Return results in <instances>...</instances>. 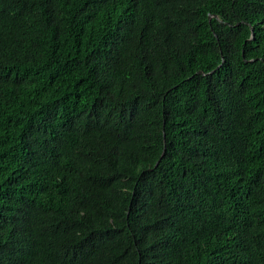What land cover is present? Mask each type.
I'll use <instances>...</instances> for the list:
<instances>
[{
    "label": "trees",
    "instance_id": "16d2710c",
    "mask_svg": "<svg viewBox=\"0 0 264 264\" xmlns=\"http://www.w3.org/2000/svg\"><path fill=\"white\" fill-rule=\"evenodd\" d=\"M0 264H264V0H0Z\"/></svg>",
    "mask_w": 264,
    "mask_h": 264
},
{
    "label": "water",
    "instance_id": "95a60500",
    "mask_svg": "<svg viewBox=\"0 0 264 264\" xmlns=\"http://www.w3.org/2000/svg\"><path fill=\"white\" fill-rule=\"evenodd\" d=\"M253 37V35H251V38ZM200 73V72H199ZM163 154V153H162Z\"/></svg>",
    "mask_w": 264,
    "mask_h": 264
}]
</instances>
